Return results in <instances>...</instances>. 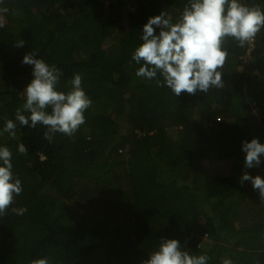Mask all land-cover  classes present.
<instances>
[{"label":"trees","instance_id":"obj_1","mask_svg":"<svg viewBox=\"0 0 264 264\" xmlns=\"http://www.w3.org/2000/svg\"><path fill=\"white\" fill-rule=\"evenodd\" d=\"M264 9V0H243ZM189 0H3L0 29V146L12 152L23 191L0 216V264H142L161 238L207 255L208 264H264V201L245 172V140L264 143V29L244 47L229 38L224 86L182 93L136 76L132 55L143 26L167 12L173 22ZM127 19L128 23L124 24ZM157 33L159 29H156ZM24 40L23 47L14 45ZM35 53L75 73L92 100L71 136L17 122ZM157 79L163 80L158 74ZM27 115V113H25ZM23 143L27 154L18 146ZM228 162L226 175H207L208 162Z\"/></svg>","mask_w":264,"mask_h":264},{"label":"clouds","instance_id":"obj_2","mask_svg":"<svg viewBox=\"0 0 264 264\" xmlns=\"http://www.w3.org/2000/svg\"><path fill=\"white\" fill-rule=\"evenodd\" d=\"M3 0H0V4ZM9 9L0 7V29L5 27L4 14ZM159 29L157 33L156 29ZM264 29V9L250 6L243 0H189L176 22L167 12L152 16L143 26L142 43L135 49L132 59L142 66L136 76L155 80L158 86H167L179 97L182 93L195 95L208 93L212 88H222V71L228 51L225 42L229 38L244 47ZM22 39L14 46L23 47ZM23 64L32 65L33 79L23 90L25 103L18 108L15 120L8 119L3 131L16 137L17 122L21 126L46 127L44 138L52 141L56 133L73 135L86 122L84 113L92 100L82 87V76L75 73L67 92L59 89L63 75L55 64H49L35 53L26 54ZM158 74L163 80L157 79ZM27 113V115L25 114ZM242 150L246 153L245 166H259L264 155V143L258 138L245 140ZM21 154H27L23 143L18 146ZM251 181L264 201V177L245 172L241 183ZM23 191L22 181L13 172L12 152L0 146V216L8 210L22 215L26 208L12 207L15 198ZM207 255H196L182 248L175 238H161L158 248L142 264H208ZM31 264H50L47 257L34 259ZM222 264H233L222 259Z\"/></svg>","mask_w":264,"mask_h":264},{"label":"rangeland","instance_id":"obj_3","mask_svg":"<svg viewBox=\"0 0 264 264\" xmlns=\"http://www.w3.org/2000/svg\"><path fill=\"white\" fill-rule=\"evenodd\" d=\"M127 23L128 21L126 19L124 24ZM228 167H229L228 162H222V163L219 161L208 162L205 165V173L207 175H226Z\"/></svg>","mask_w":264,"mask_h":264}]
</instances>
